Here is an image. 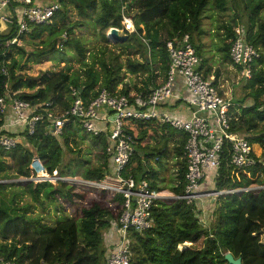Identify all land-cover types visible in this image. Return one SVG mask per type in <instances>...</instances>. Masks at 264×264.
Wrapping results in <instances>:
<instances>
[{
  "label": "trees",
  "instance_id": "1",
  "mask_svg": "<svg viewBox=\"0 0 264 264\" xmlns=\"http://www.w3.org/2000/svg\"><path fill=\"white\" fill-rule=\"evenodd\" d=\"M58 3L61 9L52 22L33 26L27 36L28 43L36 47L31 52L17 45L5 49L0 40V97L5 95L6 84L12 92L22 91L18 97L32 105L53 101L64 108L70 106L73 88L82 91L80 96L86 103L95 99L102 89L116 92L122 87L120 92L125 95L133 90L147 94L151 88L156 89L166 80L171 65L167 41L188 34L194 45L193 35L204 33L206 11L212 6L225 14L233 6L238 13L231 18L232 23L220 28L225 30L223 44L219 48L223 61L232 64L230 51L236 28L240 26L245 29L248 43L261 57L251 65L253 75L246 80V86L253 90V104L249 107L237 104L238 108L242 107V113L236 116L238 120L233 121L232 131L249 134L253 145L259 144L264 148V112L259 110L264 106V68L261 67L264 65V17L261 16L264 0H59ZM123 9L129 17L136 12L132 18L136 32L127 35L128 39L117 45L129 58L124 65L118 61L114 63L117 59L111 63L99 60L102 72L95 71L94 65L86 62L90 52L75 37V29L83 26L98 31L101 39L108 43V31L123 27ZM73 13L81 22H73ZM194 47L202 58L200 48ZM68 50L76 54L80 63L89 67L86 80L81 81L76 73L70 74L71 68L68 67L58 73H41L36 78L18 74L27 70L30 64L39 65L45 59L54 62L51 55ZM101 53L104 55L105 51ZM133 55H140L142 60L132 59ZM202 60L204 77L213 75L214 84L218 86L220 70L212 72L208 67L209 60ZM2 69L7 70V76L3 75ZM239 69L241 71L243 67ZM156 72L163 77L159 85L156 83ZM127 73L146 78L131 87L125 83ZM28 91L31 93H26ZM81 131L79 122L72 120L67 124L61 141L46 136L43 125H39L34 136H27L29 147L38 153L47 172L53 175L57 171L60 179L45 173L43 176L54 182L61 178L73 179L70 178L74 176L73 168L83 164L71 148L72 144L76 145ZM124 131L134 140L135 154L123 175L126 178L132 175L137 183L146 181L151 190H169L176 197L184 196L187 185V162L184 158L187 135L158 121L125 120ZM92 139L103 149L105 162L88 169L82 177L83 181L104 180L111 170L110 159L105 155L107 139L104 136ZM156 142L164 144L153 147ZM30 148L19 145L10 153L2 150L0 178H29L33 159ZM229 159L226 151L217 172L214 193L264 186V153L258 164L247 170L230 166ZM171 160L175 163L174 175L167 182L163 173ZM151 161H156L158 167L154 168ZM10 171L13 176L8 175ZM58 184L60 187L55 188L48 182L36 185L28 182L24 188L36 203L44 205V199H62L70 206L73 218L70 215L61 216L55 225H49L42 223L41 218L28 216L31 205H21L19 194L15 193L8 201L3 194L10 186L0 183V260L16 264H106L109 254L122 239L119 228L125 198L108 190H96L94 195H89L65 182ZM170 202L168 204L162 199L154 201V225L151 229L141 233L128 232L129 264H228L225 260L228 252L236 259H242V264H264V189L220 195L210 229L201 222L202 211L196 202ZM186 244H190V248L180 249Z\"/></svg>",
  "mask_w": 264,
  "mask_h": 264
},
{
  "label": "built area",
  "instance_id": "2",
  "mask_svg": "<svg viewBox=\"0 0 264 264\" xmlns=\"http://www.w3.org/2000/svg\"><path fill=\"white\" fill-rule=\"evenodd\" d=\"M60 9L59 3L39 5L36 0H0V22L13 27L11 45L21 47L23 38L32 32L33 26L51 23ZM122 13L123 27L121 30L117 29L118 32L123 33L124 36L135 33L133 19L126 15L125 9ZM112 29L109 30L108 37ZM166 47L171 60L166 80L147 94L131 91L125 95L120 91L111 92L102 89L95 99L86 103L80 96L82 91L73 88L70 94V106L64 108L53 101L32 105L18 97L23 93L22 91L12 92L9 84H6L5 95L0 97V149L4 152L10 153L19 145L29 146L27 136H34L39 125L44 126L46 136L61 141L67 124L72 120L79 122L88 136H104L107 139L105 155L110 159V172L106 174L104 180H85L83 183H78L79 186L88 189L119 193L125 198L119 228V236L122 239L109 254L106 264H129L130 255L126 246L128 232L141 233L151 229L154 225L152 217L154 201L186 200L187 204H192L210 195L215 197L223 195V192L213 194L201 192L200 187L208 177L214 176L212 173L218 172L226 151L230 158V166L237 170L255 167L261 157L256 153L255 145L249 140L250 136H242L232 131L233 121L238 120L236 116L239 113L234 111L237 105L222 94L219 87L214 84L212 76L204 77L203 60L197 54L190 35L185 34L180 38L169 40ZM260 57L255 47L248 43L245 29L242 26L236 28L230 58L233 66L243 67L240 71L242 78L245 80L252 78L251 65ZM1 72L5 76L8 75L6 69H2ZM179 80L184 82L192 99L183 98L176 91ZM170 101L188 107L192 117L186 121L172 118L169 112L163 109ZM259 110L264 112V106ZM125 120L158 121L187 135V143L184 147L187 185L184 196L176 197L167 190L160 192L151 190L146 181L137 183L132 175L128 178L123 175L135 154L134 140L124 131ZM47 174L54 176V173L50 175L47 172ZM55 175L60 176L57 171ZM34 176L22 177L21 181L54 182L40 180ZM59 182L65 181L57 180L55 183ZM0 183L3 182L0 180ZM261 189H264V186L237 189L228 193ZM0 264L16 263L1 259Z\"/></svg>",
  "mask_w": 264,
  "mask_h": 264
},
{
  "label": "rangeland",
  "instance_id": "3",
  "mask_svg": "<svg viewBox=\"0 0 264 264\" xmlns=\"http://www.w3.org/2000/svg\"><path fill=\"white\" fill-rule=\"evenodd\" d=\"M51 1H55L53 3H58L57 1L59 0H51ZM237 13L238 11L234 10L233 6H231L230 10L225 14L219 13L211 6L204 14V19H203L204 33L202 35L194 34L193 43L195 46L200 48L202 58L210 61L208 67L212 69V72H215L216 69L220 70L219 83L221 82L224 85V87L219 88L221 89L220 91H222L223 89L222 92L225 95L228 94L227 95L228 98L234 101V104L236 105L245 104L246 107L247 106L249 107L252 106L253 104L252 102L253 90L251 89V87L246 86V80L241 77L239 67L233 66L231 63L224 62L222 59V55L219 52V48L222 47L223 38L225 34V30H221L220 28L226 23H230V22L232 23L231 18H233L234 15H236ZM135 15L136 12L133 13L132 16L134 17ZM261 16L264 17V12L262 13ZM73 22L76 23L81 22V20L74 13H73ZM13 30H14L13 27L9 26L4 22H0V40L3 41L2 45L5 49L10 48L11 38L14 35ZM108 34L109 31L107 33V37ZM121 36L122 37L124 36L123 33H121ZM75 37L80 39L82 43L89 50L90 53L87 54L86 62L89 65H94L95 71L102 70L99 60L105 61L107 63H111L113 59H117L114 61V63H117L118 61L121 65H124L127 59L129 58L127 56V53L122 48L117 46L118 43L113 42L111 39L110 41H108V43H105L101 39L98 31L95 32V30L93 31L81 26L75 29ZM27 40L28 37H26L25 40L23 41L22 43L23 45L21 46V48H26L28 52H31L36 47L35 45H32V43L31 44L28 43L29 40L28 41ZM38 47L41 49L40 46ZM103 50L105 51L104 55H102L101 53ZM93 57H95V59H93ZM16 58H18V56H16ZM50 58L54 62H49L48 59H45L39 65L30 64L27 67V70H25L24 72H20L18 74L26 75L30 78H36L41 73L44 72L58 73L68 67L71 68L70 74L76 73L77 75L80 76L81 81L86 80V71L89 69V67H86L82 63H80L79 58L76 56L74 52H71L70 50H68V52L65 53L56 52L55 54L51 55ZM131 58L142 60V57L140 55L139 56L133 55ZM261 67L264 68V65ZM156 76H158L156 83L159 85L162 83L163 77L158 72H156ZM145 78L146 76H140V75L136 76L127 73L125 83L133 87L134 84H139L141 80ZM234 79L237 82H234ZM121 88L122 87H120L118 91H120ZM28 93H31V91H28ZM239 109L241 110L242 107H240ZM163 144L164 142H159V143L156 142L155 144H153V147L155 146L162 147ZM99 146L100 145L96 144L95 141H93L92 137H89L85 131H81L80 136L77 138L76 145L72 144L71 148L74 150L75 152L74 154H76V156L80 160H82L83 164L81 163L79 167L73 168L74 176L71 178H75V179L61 178V181H65L70 186L73 187L75 186L79 190L87 192L89 195H94L96 193V190L79 186L78 182L81 183L83 182L82 177L84 176V174L88 169H92L104 164L105 162L104 151ZM26 147L30 148L29 146ZM254 147L256 153L258 155L263 156L264 148H262L259 144H256ZM80 150L81 153L78 154ZM1 152L2 149H0V158H1ZM32 153H33L32 164L29 167L31 171V176L35 175L34 178H40V180L50 181V179L42 175L43 173L47 174V170L40 162L38 153L34 150H32ZM69 156L74 158V155L71 156L70 154ZM174 164L175 163L173 161L169 162L167 166V171L163 173L165 175V180L167 182L170 181L171 180L170 177L174 175ZM151 165L154 168L158 167L156 161H151ZM212 174L214 176L208 177L202 183L200 187L201 192L212 193V194L215 192L218 173L214 172ZM8 175L13 176L14 174L12 171H10L8 172ZM54 177H57L56 179H60L58 176L55 175V172H54ZM0 180L1 182H3V184L10 186L5 190L3 194V196L8 201H10L13 198L14 194L17 193L19 194V201L21 205L23 204L31 205V209L28 212V216H31L32 218H41L42 223H47L49 225H55L61 216L70 215L72 218L74 217V214L71 212L70 206L67 205L66 202L62 199L45 200L44 198H42L44 199V205H42L41 203L34 202L31 195L29 193H26V191L24 190L25 186H27L28 183L22 182L21 178L19 179L12 178L8 180H3L2 178H0ZM35 182H33L34 185L39 184L38 181L36 183ZM55 182H48V183L52 184L55 188L60 187L59 184ZM13 184H17V185L19 184V185L12 186ZM111 184H113V182H111ZM226 193H228V191L223 192V194ZM219 197L220 196L215 197L210 195L209 197L203 198L200 201L196 202L198 208L201 209L200 211H202V213H200L201 216L200 220L205 226V228L210 229L212 227V224L214 223V212L216 210L217 207L216 205L218 204ZM167 201L168 204H170L171 203L170 201H172V199H167ZM262 240H264V233L262 235ZM183 248H190V244H186L180 249Z\"/></svg>",
  "mask_w": 264,
  "mask_h": 264
},
{
  "label": "crops",
  "instance_id": "4",
  "mask_svg": "<svg viewBox=\"0 0 264 264\" xmlns=\"http://www.w3.org/2000/svg\"><path fill=\"white\" fill-rule=\"evenodd\" d=\"M36 2L40 5H47V4H51L55 1H48V0H36ZM58 2V1H57ZM210 63V61H209ZM213 77V75H212ZM214 78V77H213ZM234 82H237L235 79H234ZM219 88L221 87H224V85L220 82H218V86ZM154 89V88H151V90ZM150 90V91H151ZM221 90V89H220ZM176 91L182 95L183 98H186V99H192V96L190 94V92L188 91V89L186 88V86L184 85V82L182 80H179L178 81V84H177V88H176ZM223 91V89H222ZM221 91V92H222ZM223 93V92H222ZM224 94V93H223ZM225 95V94H224ZM228 95V94H227ZM225 95V96H227ZM228 97V96H227ZM234 102V101H233ZM251 102V101H250ZM245 105V104H244ZM239 105L235 108V112H238L239 116L240 114L242 113V111L238 108ZM164 110H166L167 112H169L170 116L174 119H180V120H189L192 115H191V110L188 108V107H182V106H179L176 104L175 101H170L166 104V106L163 108ZM164 125V124H163ZM169 126V125H168ZM239 133V132H238ZM241 134L242 136H250L249 134H243V133H239ZM173 158V157H172ZM174 159V158H173ZM172 161V160H171ZM111 164V163H110ZM202 185V184H201ZM169 191V190H168ZM208 192V191H207Z\"/></svg>",
  "mask_w": 264,
  "mask_h": 264
},
{
  "label": "water",
  "instance_id": "5",
  "mask_svg": "<svg viewBox=\"0 0 264 264\" xmlns=\"http://www.w3.org/2000/svg\"><path fill=\"white\" fill-rule=\"evenodd\" d=\"M109 37L112 39L115 43H121L128 39V36H120L117 29H112L111 34ZM225 260L228 262V264H242V259H236L234 255L231 252H228L225 255Z\"/></svg>",
  "mask_w": 264,
  "mask_h": 264
},
{
  "label": "bare ground",
  "instance_id": "6",
  "mask_svg": "<svg viewBox=\"0 0 264 264\" xmlns=\"http://www.w3.org/2000/svg\"><path fill=\"white\" fill-rule=\"evenodd\" d=\"M119 35L121 36V32L119 33Z\"/></svg>",
  "mask_w": 264,
  "mask_h": 264
}]
</instances>
